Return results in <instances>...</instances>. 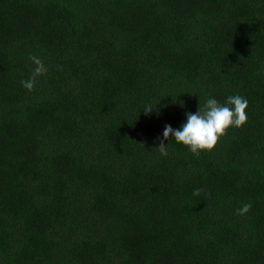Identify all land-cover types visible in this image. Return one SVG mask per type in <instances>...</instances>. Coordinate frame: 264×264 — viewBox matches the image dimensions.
I'll list each match as a JSON object with an SVG mask.
<instances>
[{"label": "trees", "instance_id": "1", "mask_svg": "<svg viewBox=\"0 0 264 264\" xmlns=\"http://www.w3.org/2000/svg\"><path fill=\"white\" fill-rule=\"evenodd\" d=\"M234 94L213 150L155 149ZM0 264H264V0H0Z\"/></svg>", "mask_w": 264, "mask_h": 264}, {"label": "clouds", "instance_id": "2", "mask_svg": "<svg viewBox=\"0 0 264 264\" xmlns=\"http://www.w3.org/2000/svg\"><path fill=\"white\" fill-rule=\"evenodd\" d=\"M29 59L34 67L29 77L21 81V85L32 91L38 78L48 72V67L39 56L31 55ZM248 104V99L240 94L228 95L223 103L209 95L202 105L198 104L195 112H185V120L178 128L165 124L161 136L157 137L159 143L155 149L161 156H167L168 144L165 141L171 137L176 143L186 146L193 155L211 151L229 128H240L247 122ZM156 107L147 105L141 110L145 115H150ZM251 207L250 203H244L236 210L237 214L245 215Z\"/></svg>", "mask_w": 264, "mask_h": 264}]
</instances>
